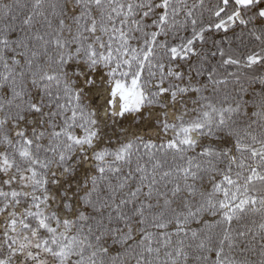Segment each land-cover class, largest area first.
<instances>
[{
    "label": "snow or ice",
    "instance_id": "1",
    "mask_svg": "<svg viewBox=\"0 0 264 264\" xmlns=\"http://www.w3.org/2000/svg\"><path fill=\"white\" fill-rule=\"evenodd\" d=\"M0 264H264V0H0Z\"/></svg>",
    "mask_w": 264,
    "mask_h": 264
}]
</instances>
